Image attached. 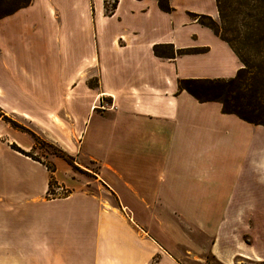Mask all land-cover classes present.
<instances>
[{"label": "crops", "instance_id": "1", "mask_svg": "<svg viewBox=\"0 0 264 264\" xmlns=\"http://www.w3.org/2000/svg\"><path fill=\"white\" fill-rule=\"evenodd\" d=\"M168 4L31 0L0 19V109L33 121L75 96L90 111L78 152L97 117L84 155L99 165L94 190L58 181L70 191L49 199L46 164L0 117V264L264 262V126L178 92V79H230L241 65L189 16L216 20L214 0ZM156 45L197 52L159 58Z\"/></svg>", "mask_w": 264, "mask_h": 264}, {"label": "trees", "instance_id": "2", "mask_svg": "<svg viewBox=\"0 0 264 264\" xmlns=\"http://www.w3.org/2000/svg\"><path fill=\"white\" fill-rule=\"evenodd\" d=\"M214 1L217 21L207 15L189 16L225 42L241 67L230 79H178V92H186L199 103L216 102L220 104L223 114L234 115L252 125L264 126V0ZM30 3L31 0H0V19L28 7ZM115 3L109 11L115 9ZM157 5L165 13L173 10L168 0H157ZM165 49L169 53L163 52ZM152 51L154 56L165 59L197 52L193 49L174 52L171 45H156ZM239 262L264 264L249 260H239L235 264Z\"/></svg>", "mask_w": 264, "mask_h": 264}, {"label": "rangeland", "instance_id": "3", "mask_svg": "<svg viewBox=\"0 0 264 264\" xmlns=\"http://www.w3.org/2000/svg\"><path fill=\"white\" fill-rule=\"evenodd\" d=\"M112 5L111 1H107L106 7L108 12ZM227 35L226 33L225 36ZM163 52L169 53L167 49ZM85 84L88 88H96L97 78L94 76L89 77L85 80ZM87 98L89 96H86ZM75 99L76 97L71 95L68 97L54 96L52 111H47L46 113L27 112V114L35 115L33 121L24 119L20 115L21 113L11 112V106L7 105L5 106L7 109H0V117L5 121L6 125L30 142L31 149L26 154L28 153L27 155L31 159L42 161L46 164L50 175L49 199H54L57 195L66 196L70 191L67 189L61 190L60 188L56 190L58 181H64L69 184L73 190H94L93 186L90 184L86 185L85 183L93 181L95 173L98 172L99 165L84 155V153H86V150L92 151L94 149L92 131L97 117L89 119L87 126L88 133L85 132L84 145L81 148V152H78V141L83 122L80 117L84 116L86 118L90 111H82L84 104L76 106ZM96 106L98 107V112H100L99 110H103L102 106H99V103ZM20 151L25 153L23 150ZM204 262L202 263L216 264L210 255L206 256ZM238 264L246 263L239 262Z\"/></svg>", "mask_w": 264, "mask_h": 264}]
</instances>
